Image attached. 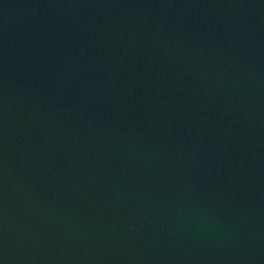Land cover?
I'll return each instance as SVG.
<instances>
[{"label": "water", "instance_id": "1", "mask_svg": "<svg viewBox=\"0 0 264 264\" xmlns=\"http://www.w3.org/2000/svg\"><path fill=\"white\" fill-rule=\"evenodd\" d=\"M0 264H264V0H0Z\"/></svg>", "mask_w": 264, "mask_h": 264}]
</instances>
